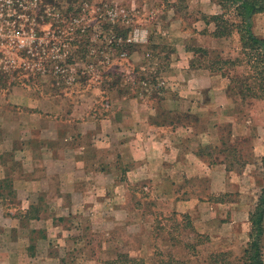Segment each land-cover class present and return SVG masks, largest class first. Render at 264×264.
Here are the masks:
<instances>
[{"label":"crops","instance_id":"1","mask_svg":"<svg viewBox=\"0 0 264 264\" xmlns=\"http://www.w3.org/2000/svg\"><path fill=\"white\" fill-rule=\"evenodd\" d=\"M254 17L262 20L264 14ZM154 48L148 47L152 57ZM234 50L240 49L220 50L208 59ZM197 56L188 49L174 58L168 54L161 70L164 81L155 79L134 94L126 89L104 118L73 108L66 124L57 125L52 137L41 138L43 143L17 138L2 147L0 142V155L12 154L23 168L21 177L13 179L17 203L9 207L0 202V246L11 247L9 254L23 260L60 262L72 248L89 246L92 233L100 232L104 246L119 249L111 235L105 237L109 223L95 226L94 217L105 222L112 215L116 223L113 215L123 216L122 224H110L109 229L125 244L126 229L152 231V217L142 216L145 207H152L154 215L189 216L195 231L210 235L209 244L221 249L233 248L245 234V248L248 214L263 184L264 101L231 94L232 75L211 72ZM46 128L41 125L38 134ZM26 166L31 169L26 171ZM35 207V225L16 218ZM25 232L41 233L29 239ZM39 239L53 250L31 258L27 248L37 246ZM4 256L0 250V264H10Z\"/></svg>","mask_w":264,"mask_h":264},{"label":"rangeland","instance_id":"2","mask_svg":"<svg viewBox=\"0 0 264 264\" xmlns=\"http://www.w3.org/2000/svg\"><path fill=\"white\" fill-rule=\"evenodd\" d=\"M219 1L0 0L2 147L9 146L17 138H22V142L28 144L31 139L41 142V138L52 137L57 125L66 124V116L73 108L84 115L89 113L96 119L104 118L113 110L112 107H117L118 98L127 93L126 89L128 94H132L155 84V79L157 83L164 81V72H161L164 61L152 57L148 47H155L154 55L161 58L168 54L174 58L175 53L182 49L190 52L203 49L209 50L207 57L213 59L220 50L236 49L238 42L235 34L224 41L210 34L214 26L208 22V18L222 13ZM252 26L256 33L264 36V19L254 17ZM129 38L134 40L128 42ZM123 43L131 44V51H124ZM239 51L234 50L218 58L229 55L232 59L237 57L241 60V66L226 71L232 77L241 79L250 71ZM197 57V61L205 65L207 57L199 53ZM41 125L47 127L42 135L38 134ZM15 156L19 160L24 158L22 154ZM21 169L23 171L22 166ZM29 169L26 166L25 170ZM152 211V207H145L142 214L148 219L151 216L159 220L156 225L152 224L151 235L140 229H126L125 244L115 240V236L112 237L116 234L109 229L115 223L112 215H107L108 222L94 217L95 226L105 227L109 223V228L104 231V234L107 233L105 237L111 235L108 237L110 241L114 239L119 245V249L104 244L103 248H116V254L139 258L144 264H162L171 259L169 255L181 259L184 254L188 258L183 260V264H207L208 257L216 253H225L227 259L230 257L231 264H241L245 234L238 236V242L233 248L227 246V249H221L223 247L210 245V240L203 244L193 230L186 226L187 220L182 221L164 212L154 215ZM113 218L117 219V225L124 222L123 216L116 214ZM31 225H35L33 221ZM166 227L171 229V237L176 241L172 247L159 242L165 236ZM25 233L27 237L30 236V233ZM40 233H36L37 236ZM206 236L210 239V235ZM89 238L93 240V245L85 253L82 246H67L74 253L78 250L85 255L82 260L78 256V262L74 264H102L101 260L97 263L87 261L89 256L96 259L100 256V247L96 243L101 241L102 234L93 232ZM187 244L195 245V252L188 251L185 248ZM0 250L10 264H60L35 257L29 261L23 260L9 254L11 247L7 246H0ZM50 250L53 248H47L44 241L39 239L32 253L41 257ZM60 252L63 253V250ZM262 253L264 260L263 241ZM27 255L30 256L29 251ZM107 256L113 257V253Z\"/></svg>","mask_w":264,"mask_h":264},{"label":"trees","instance_id":"3","mask_svg":"<svg viewBox=\"0 0 264 264\" xmlns=\"http://www.w3.org/2000/svg\"><path fill=\"white\" fill-rule=\"evenodd\" d=\"M219 7L222 13L208 18V22L212 23L214 26V30L211 34L216 39L230 38L234 34L237 35L238 48L240 49L239 53L246 60L245 65L250 71V73H246L241 79H238L237 77H230L229 91H231V94L235 93L240 96L242 100L250 98L264 101V38L255 35L252 26L254 16L264 14V0H220ZM123 39H125V37H123ZM122 47L124 51H131L133 46L128 43H123ZM191 51L196 54H201L204 58L208 56V52L203 49H193ZM226 56L227 57L225 58L221 57L214 61L209 60L207 57V61L205 60V67H207L211 72H220L224 75L228 69L242 65L241 60L237 59V57L232 59L229 55ZM166 57L167 56L161 58L156 55L155 59L166 61ZM31 143H33V145H38L39 143H43V141L40 142L39 140L35 141L31 139L30 144ZM13 158L12 154L6 153L0 155V164L3 165L2 173L4 174V177L0 179V202H2L3 205H8L9 207L17 203L16 191L12 188L13 179L17 176L21 177L23 174L20 163ZM8 160L10 161V164L7 165L6 161ZM259 170L263 178V184L262 188L258 190L256 201L248 214V242L246 247L243 249L242 256L240 258L241 264H264L262 253V241L264 236V156L260 158ZM41 201H43V199H41ZM39 204L41 205L40 201ZM38 210L39 208L35 207L29 214H17L15 216L16 218H19L21 223H28L31 219H36L39 216ZM173 216L177 217L175 214H173ZM179 218L182 221L187 220L186 226L193 230L194 235L200 238L203 244L209 241V238L206 235L199 234L195 231L192 226V222H190L191 219L189 216L184 215ZM158 221V219H153L151 226L153 223L156 225ZM164 230L165 236L162 237V242L164 243L163 245L172 247L176 244V241H174L171 237V229L166 227ZM35 234L36 233H31L29 239L32 237L35 238ZM89 241V246H84L85 251H87L93 244V240L89 239ZM102 241V239L101 241H98L100 256L97 257V259L92 256L88 257L95 259V263H97L98 260H101L102 264H144L139 258H132L125 254H116V248H103L104 246ZM34 247L35 246L33 245H29L27 248V251L30 252V256L34 255V253H32ZM185 248L188 249V251L191 250L192 252H195L196 250L195 245L187 244L185 245ZM73 251L67 254V258L65 257V259H60V264H74L76 261L73 260L77 259L79 253L78 250L76 253ZM112 253L113 257L107 256ZM226 256L227 255L225 253L211 254L208 257L207 264H231L230 257L227 259ZM168 257L171 259L162 264H183V260L188 258V255L184 254L182 257L183 259H177L174 255H169Z\"/></svg>","mask_w":264,"mask_h":264},{"label":"built area","instance_id":"4","mask_svg":"<svg viewBox=\"0 0 264 264\" xmlns=\"http://www.w3.org/2000/svg\"><path fill=\"white\" fill-rule=\"evenodd\" d=\"M134 39H135V37H134ZM134 39H130V38H129L127 41H128V42H131V40H134Z\"/></svg>","mask_w":264,"mask_h":264}]
</instances>
